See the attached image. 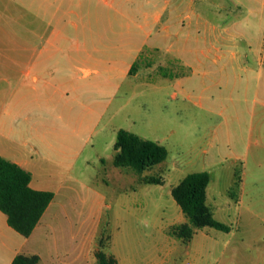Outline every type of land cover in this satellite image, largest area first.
<instances>
[{"label":"rangeland","instance_id":"1","mask_svg":"<svg viewBox=\"0 0 264 264\" xmlns=\"http://www.w3.org/2000/svg\"><path fill=\"white\" fill-rule=\"evenodd\" d=\"M197 5L211 24L185 29L218 35L219 42L211 41L225 43L226 53L216 64L196 66L189 50H206L210 42L184 39L169 52L142 57L136 82L113 91L116 98L102 117L90 113L66 126L46 124L78 130L88 145L63 186L46 185L59 189L49 211L54 216L43 223L50 222L54 232L47 238L45 230L35 234L25 255L46 257L56 241H64L61 253L72 251L71 237L82 225L89 226V264H98V252L119 264H264V0H197ZM29 6L0 0V65L11 63L2 55L11 47L8 39L31 33ZM120 129L165 146L167 159L142 174L115 167ZM3 130L19 132L20 146L32 148L30 122ZM0 148H9L1 137ZM201 171L211 177L208 205L215 219L231 230L204 228L184 244L163 230L176 212L185 217L171 190ZM151 176L164 183L145 184L143 178Z\"/></svg>","mask_w":264,"mask_h":264},{"label":"crops","instance_id":"2","mask_svg":"<svg viewBox=\"0 0 264 264\" xmlns=\"http://www.w3.org/2000/svg\"><path fill=\"white\" fill-rule=\"evenodd\" d=\"M18 2L28 8L31 5L32 29L29 35L10 37L11 47L2 53L11 63L0 65V84H4L0 91V137L9 143V148H0V156L29 171L30 186L53 192L54 199L29 237L10 227L7 216L0 211V264H11L17 255L24 254L23 250L40 231L45 230L44 236L51 237L54 228L50 222L44 226L43 223L47 215H53L54 211H49L59 189L46 185L63 186L88 145V139L80 131L46 124L55 121L66 126L71 120L81 122L90 113L102 117L116 98L113 91L136 82L140 75L137 65L142 57L151 58L165 48L169 52L184 39L210 42L206 50L197 48L188 52L196 56L195 65L199 68L209 61L216 64L226 53L225 43H215L220 40L218 35L202 36L198 30L195 35L186 32L187 25L211 24L197 0ZM178 53L180 60H184L183 51L177 49ZM181 84V79L174 83ZM89 89L93 91L90 93ZM94 102L100 110L90 106ZM22 122L31 123V149L20 146L24 142L19 132L3 130ZM185 222L187 218L176 212L174 220L163 230L168 233L171 226ZM201 231L197 230L191 241ZM71 240L72 251L61 253L64 241L62 244L56 241L55 251L48 256L41 253L27 256H39L38 264H89V226L83 230L81 225L80 234L73 235Z\"/></svg>","mask_w":264,"mask_h":264},{"label":"trees","instance_id":"3","mask_svg":"<svg viewBox=\"0 0 264 264\" xmlns=\"http://www.w3.org/2000/svg\"><path fill=\"white\" fill-rule=\"evenodd\" d=\"M132 68V73L135 71ZM113 164L118 168H128L142 174L164 162L168 149L160 143L142 138L125 129L117 133L114 145ZM31 173L20 165L0 156V211L7 216L10 227L24 237H29L45 211L54 199L51 191L35 190L30 186ZM211 177L207 171L187 174L171 194L179 205L187 222L175 224L169 228V234L188 244L197 230L214 228L229 232L231 228L215 219L207 203V189ZM145 184H163L159 177H144ZM39 256L17 255L11 264H38ZM98 264H118L114 258L105 253H97Z\"/></svg>","mask_w":264,"mask_h":264}]
</instances>
